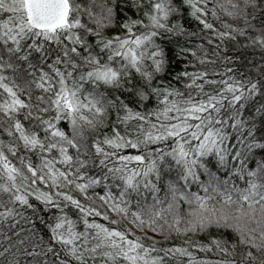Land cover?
Instances as JSON below:
<instances>
[{"label": "snow or ice", "instance_id": "6c2138e0", "mask_svg": "<svg viewBox=\"0 0 264 264\" xmlns=\"http://www.w3.org/2000/svg\"><path fill=\"white\" fill-rule=\"evenodd\" d=\"M248 30L264 0H0V264H264Z\"/></svg>", "mask_w": 264, "mask_h": 264}, {"label": "trees", "instance_id": "16d2710c", "mask_svg": "<svg viewBox=\"0 0 264 264\" xmlns=\"http://www.w3.org/2000/svg\"><path fill=\"white\" fill-rule=\"evenodd\" d=\"M77 2L87 4L90 2V0H77ZM100 2H102V0H97V3H100ZM221 2L226 3V0H221ZM96 10L99 11L98 8ZM249 19H251V17H249ZM85 20H86V17H85ZM253 23L257 25V29H258L259 27L258 21H253ZM186 26L189 27L193 31L196 30L195 22H193L191 25H186ZM240 26H243V25L241 24ZM259 35L260 33L258 30H248L244 36H238L235 41L222 44L218 51H220L222 56L228 55L229 57H231L232 63L229 66L239 67L241 71H245L252 76H257L261 68H264V47H262L259 44V42L256 40V37H258ZM200 43L204 44L205 48L209 49V54L207 58L213 59L214 57L212 56V50L208 46L207 40L205 39H199L198 37H195V36L190 37L189 44L186 46L191 47L192 49L195 50L196 45ZM219 43L220 41L214 38L212 47H215V45ZM198 55H203V53L198 52ZM189 59H193V58L189 56ZM184 63L185 62L182 61L179 67L183 68ZM189 70L191 71L193 69L190 67ZM0 138L7 139L6 137H0ZM193 190H195V188ZM101 211H103V208H101ZM112 218L118 219V217H116L115 215H113ZM100 222H104V221H100ZM127 226H128L127 222L121 223V227H127ZM251 226L255 227V224H252ZM221 231H225V230L222 229ZM226 231H229L231 233L230 229ZM137 234L139 235L140 233H137ZM231 234L235 235V233H231ZM197 238H200V237H197ZM165 246H170V245H165ZM197 255L199 258H204V259H209V260H216V259L221 258V256L215 255L214 253H211V252L207 254L197 253ZM21 264H23V258H22Z\"/></svg>", "mask_w": 264, "mask_h": 264}]
</instances>
